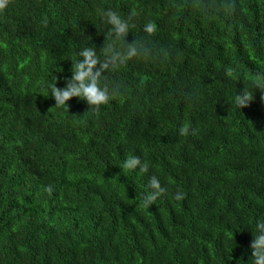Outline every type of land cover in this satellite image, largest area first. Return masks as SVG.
<instances>
[{
	"label": "trees",
	"instance_id": "obj_1",
	"mask_svg": "<svg viewBox=\"0 0 264 264\" xmlns=\"http://www.w3.org/2000/svg\"><path fill=\"white\" fill-rule=\"evenodd\" d=\"M108 9L142 56L103 74L120 93L99 112L78 98L54 108L51 87L66 86L76 54L103 59ZM256 74L264 0H12L0 13V264H253L264 221ZM244 89L254 100L240 109ZM130 155L149 171L124 170ZM152 176L166 192L146 209Z\"/></svg>",
	"mask_w": 264,
	"mask_h": 264
},
{
	"label": "clouds",
	"instance_id": "obj_2",
	"mask_svg": "<svg viewBox=\"0 0 264 264\" xmlns=\"http://www.w3.org/2000/svg\"><path fill=\"white\" fill-rule=\"evenodd\" d=\"M12 0H0V13L4 12ZM102 15L106 17L107 23L111 25L109 31L106 32V43L101 49V56H98L94 48H82L72 61V76L66 81L64 88H58L57 82L51 87V96L55 100L54 108H63L69 111L68 101L72 98H78L86 101L91 111L99 112L101 106L107 105L109 101L120 93V85L113 83L111 88L107 83L101 86L102 80H107L105 72L116 71L123 66H126L128 61L135 57L142 56L138 42L134 41L129 44L126 42V37L129 34L130 25L128 21L121 18L119 13L108 9L102 10ZM47 27V18L42 21ZM134 26V25H133ZM156 31V26L152 22H148L144 26V32L149 36ZM108 41H111L108 43ZM117 42L121 47H117ZM234 69H227L228 75H232ZM256 79L261 84H264V74H256ZM254 100V95L251 91L244 89L243 92L237 94L234 102L237 107L244 109L250 106ZM261 102L264 103V95L261 96ZM190 132V125L186 124L180 128V135L188 136ZM197 130H192L191 135H196ZM123 169L127 171H135L139 169V174L144 175L149 171V164L142 162L138 156H129L123 162ZM149 188L151 191L142 196L141 201L144 208H150L156 200L162 196L166 189L161 186L160 181L156 176H152L149 181ZM49 194L53 189L51 186L45 189ZM175 200L180 201L184 199V194L178 191L174 197ZM252 252L253 264H264V221H258L256 224V234L253 235V240L250 245Z\"/></svg>",
	"mask_w": 264,
	"mask_h": 264
}]
</instances>
